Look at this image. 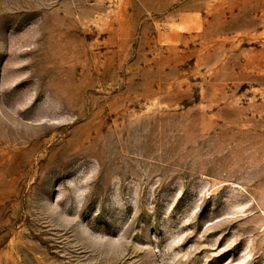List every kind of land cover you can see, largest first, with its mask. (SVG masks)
I'll list each match as a JSON object with an SVG mask.
<instances>
[{
	"label": "rangeland",
	"instance_id": "1",
	"mask_svg": "<svg viewBox=\"0 0 264 264\" xmlns=\"http://www.w3.org/2000/svg\"><path fill=\"white\" fill-rule=\"evenodd\" d=\"M0 264H264V0H0Z\"/></svg>",
	"mask_w": 264,
	"mask_h": 264
}]
</instances>
